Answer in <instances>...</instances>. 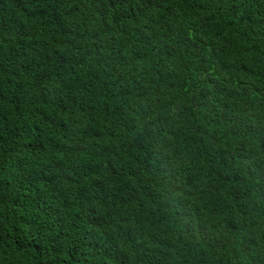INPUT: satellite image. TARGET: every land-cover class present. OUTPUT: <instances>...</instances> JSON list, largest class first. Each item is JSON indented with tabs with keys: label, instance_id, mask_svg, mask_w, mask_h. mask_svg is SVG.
I'll use <instances>...</instances> for the list:
<instances>
[{
	"label": "trees",
	"instance_id": "obj_1",
	"mask_svg": "<svg viewBox=\"0 0 264 264\" xmlns=\"http://www.w3.org/2000/svg\"><path fill=\"white\" fill-rule=\"evenodd\" d=\"M0 264H264V0H0Z\"/></svg>",
	"mask_w": 264,
	"mask_h": 264
}]
</instances>
